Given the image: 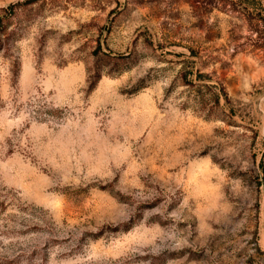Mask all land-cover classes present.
Wrapping results in <instances>:
<instances>
[{
	"label": "rangeland",
	"instance_id": "374dc122",
	"mask_svg": "<svg viewBox=\"0 0 264 264\" xmlns=\"http://www.w3.org/2000/svg\"><path fill=\"white\" fill-rule=\"evenodd\" d=\"M0 264H264V0H0Z\"/></svg>",
	"mask_w": 264,
	"mask_h": 264
},
{
	"label": "trees",
	"instance_id": "16d2710c",
	"mask_svg": "<svg viewBox=\"0 0 264 264\" xmlns=\"http://www.w3.org/2000/svg\"><path fill=\"white\" fill-rule=\"evenodd\" d=\"M215 101H217V98L215 97Z\"/></svg>",
	"mask_w": 264,
	"mask_h": 264
}]
</instances>
